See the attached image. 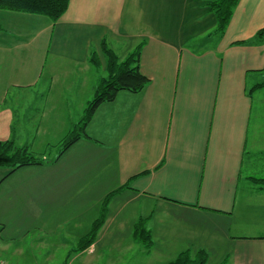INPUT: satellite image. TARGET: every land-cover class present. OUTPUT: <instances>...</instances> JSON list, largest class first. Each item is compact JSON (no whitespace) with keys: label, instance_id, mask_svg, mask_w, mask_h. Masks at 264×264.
Masks as SVG:
<instances>
[{"label":"crops","instance_id":"obj_1","mask_svg":"<svg viewBox=\"0 0 264 264\" xmlns=\"http://www.w3.org/2000/svg\"><path fill=\"white\" fill-rule=\"evenodd\" d=\"M212 2L69 0L55 22L0 9V141L42 154L23 167L50 177L29 203L61 201L66 221L90 227L109 197L105 224L147 220L149 250L131 232L147 254L264 264L253 247L264 245V0H238L222 32ZM138 45L148 83L99 104L88 137L57 156L108 72L107 50L121 61ZM13 172L0 167V194L12 197L2 186ZM87 231L64 232L66 257L95 253L65 241Z\"/></svg>","mask_w":264,"mask_h":264},{"label":"rangeland","instance_id":"obj_2","mask_svg":"<svg viewBox=\"0 0 264 264\" xmlns=\"http://www.w3.org/2000/svg\"><path fill=\"white\" fill-rule=\"evenodd\" d=\"M107 75L106 73L105 77ZM27 169L26 167L17 169L4 181L2 186L12 187V197L2 194V191V195L0 194L2 196H0V261L3 263L164 264L175 258L176 255L172 257L159 256L156 251L147 254L140 245L131 242L133 228L130 226L128 217L124 220L123 225L120 222L105 224L104 220L94 240L95 253L93 255L83 253L76 260L73 256L66 257V251L62 248L61 236L66 235L64 233L66 230H71L72 233L83 232L88 230L89 225L80 224L77 227L75 219L70 218L66 221L64 216L68 215L67 212L71 209L66 207L67 205L61 204V201L52 204L51 207H34L29 203V200H26L28 192L42 187L41 184L49 181L50 177H44L45 175L39 172L32 173ZM34 205L36 206L35 203ZM107 208L113 209L110 205ZM106 216L107 214H105V219ZM59 220H65L67 224L60 223ZM101 229L103 230L100 232ZM76 234L67 236L68 240H65L67 244L73 245L74 252L78 246ZM89 246L84 250H88ZM162 246L169 247V240H164ZM253 247L263 248L264 245L257 244ZM207 258L206 264H216L213 253H207Z\"/></svg>","mask_w":264,"mask_h":264},{"label":"trees","instance_id":"obj_3","mask_svg":"<svg viewBox=\"0 0 264 264\" xmlns=\"http://www.w3.org/2000/svg\"><path fill=\"white\" fill-rule=\"evenodd\" d=\"M68 2L69 0H0V9L44 15L55 22L66 10ZM237 2L238 0H218L211 3L210 8L214 11L217 19V31L222 32L227 26ZM256 36L258 38L264 37V27L258 30ZM139 51L140 46L138 45L123 60L119 61L114 53L107 50L108 75L100 80L94 96L87 102L81 118L62 140L57 156L80 137H88L85 126L99 104L112 101L120 90L138 92L148 83L147 77L139 70ZM44 162H46V159L42 154L32 153L27 146L17 145L12 140L0 141L1 168L13 172L23 166L37 165ZM256 181L264 187V179H256ZM108 199L109 197H105L103 200L99 215L93 220L88 231L79 239L75 252L86 249L94 242L96 234L105 220V206ZM146 222V219L141 218L134 224L132 237L145 249L149 250L152 246V238ZM207 259V252L203 249H199L194 253L186 249L164 264H206ZM219 264H227V260L223 259Z\"/></svg>","mask_w":264,"mask_h":264},{"label":"built area","instance_id":"obj_4","mask_svg":"<svg viewBox=\"0 0 264 264\" xmlns=\"http://www.w3.org/2000/svg\"><path fill=\"white\" fill-rule=\"evenodd\" d=\"M0 264H5V263H3L2 261H0Z\"/></svg>","mask_w":264,"mask_h":264}]
</instances>
